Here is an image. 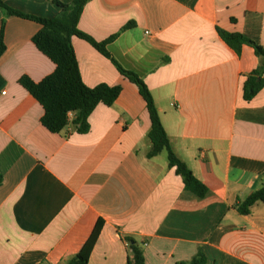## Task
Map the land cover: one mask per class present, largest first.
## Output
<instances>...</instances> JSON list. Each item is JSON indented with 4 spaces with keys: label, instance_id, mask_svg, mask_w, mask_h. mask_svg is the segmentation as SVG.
<instances>
[{
    "label": "crops",
    "instance_id": "0c3cea01",
    "mask_svg": "<svg viewBox=\"0 0 264 264\" xmlns=\"http://www.w3.org/2000/svg\"><path fill=\"white\" fill-rule=\"evenodd\" d=\"M2 1L37 17L61 12L54 0ZM2 28L0 264H67L95 231L89 264H135L128 238L145 264L187 262L200 249L206 264H264V203L249 215L236 209L264 186V87L244 99L264 58L248 45L237 53L219 33L264 47V0H90L78 24L97 42L119 34L108 51L144 80L173 151L208 187L204 198L168 161L148 158L151 122L139 89L78 37L83 82L121 94L94 110L87 134L45 128L43 107L19 83L56 68L33 43L41 26L0 9Z\"/></svg>",
    "mask_w": 264,
    "mask_h": 264
},
{
    "label": "trees",
    "instance_id": "16d2710c",
    "mask_svg": "<svg viewBox=\"0 0 264 264\" xmlns=\"http://www.w3.org/2000/svg\"><path fill=\"white\" fill-rule=\"evenodd\" d=\"M89 1L74 0L70 4H63L54 0L61 12L56 17L45 18L24 14L12 9L0 0V9L6 13L36 22L41 26V29L33 37V43L56 66L54 72L41 82L36 83L27 76L19 80V83L43 107L44 115L41 118V123L52 133L63 132L67 127L72 126L77 133L87 134L90 131L89 118L94 110L100 104L111 107L119 98L122 91L120 86L100 84L91 88L83 82L72 38L83 39L108 58L121 75L139 89V93L147 105L151 122V129L148 134L151 149L148 152V158L152 159L166 151L169 167L175 168L176 174L182 178L186 190L200 198H204L209 192L208 187L194 175L187 164L173 151L155 100L144 80L135 72L123 68L108 51L107 45L117 38L119 34L110 37L106 41L97 42L79 30L80 18ZM133 26V23H129L122 31L131 29ZM219 33L223 40L237 53L241 52L244 45H248L254 49L257 56L264 58V47L247 39L242 34L224 31H219ZM5 49L4 28H2L0 34V58ZM263 74L264 66L253 71L246 79L244 83V99L246 101H251L264 87ZM2 179V176H0V183ZM256 203H264V186L250 194L244 201L239 202L236 205V209L241 215H249ZM97 235V231L93 232L80 251L69 258L66 263L89 264ZM128 241L135 254V264H145L142 247L131 238H128ZM179 264H206V258L200 249L192 260L180 262Z\"/></svg>",
    "mask_w": 264,
    "mask_h": 264
},
{
    "label": "rangeland",
    "instance_id": "374dc122",
    "mask_svg": "<svg viewBox=\"0 0 264 264\" xmlns=\"http://www.w3.org/2000/svg\"><path fill=\"white\" fill-rule=\"evenodd\" d=\"M159 159H160L161 161H168V159H167V152H166V151L162 152V153L159 155Z\"/></svg>",
    "mask_w": 264,
    "mask_h": 264
}]
</instances>
